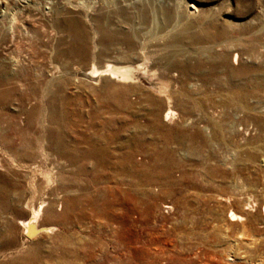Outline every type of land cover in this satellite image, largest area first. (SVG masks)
<instances>
[{
	"label": "rangeland",
	"instance_id": "374dc122",
	"mask_svg": "<svg viewBox=\"0 0 264 264\" xmlns=\"http://www.w3.org/2000/svg\"><path fill=\"white\" fill-rule=\"evenodd\" d=\"M7 1L0 264H264V0Z\"/></svg>",
	"mask_w": 264,
	"mask_h": 264
},
{
	"label": "bare ground",
	"instance_id": "6f19581e",
	"mask_svg": "<svg viewBox=\"0 0 264 264\" xmlns=\"http://www.w3.org/2000/svg\"><path fill=\"white\" fill-rule=\"evenodd\" d=\"M7 1V0H6ZM32 0H9L7 2H10L12 5H13V8H9L10 11H8V13L14 11L13 9L15 8L17 11H29V10H33L34 9V5L35 4H30ZM56 1V0H55ZM57 2V1H56ZM66 2V1H65ZM48 3V2H46ZM52 3V2H50ZM54 3V2H53ZM67 4V3H66ZM70 4V3H69ZM62 7H65V5L61 4ZM68 5V4H67ZM7 6V5H6ZM40 6V5H39ZM38 6V7H39ZM38 9V8H37ZM49 9V8H48ZM51 9V7H50ZM15 10V11H16ZM14 11V12H15ZM37 12V11H36ZM46 12H48L46 10ZM184 16L186 18H190V17H194V16H197L198 15V18H201V19H205L204 15L201 13V14H198L197 12V9L196 7L192 4V3H188L185 5L184 7ZM23 13V12H22ZM25 13V12H24ZM35 13V12H34ZM43 13V12H41ZM18 14V13H17ZM16 14V16H17ZM15 15V13H14ZM9 16V15H8ZM16 16H15V19H16ZM19 16V15H18ZM28 16V15H27ZM21 17V16H20ZM22 18V17H21ZM194 19V18H193ZM19 20V19H17ZM10 22L13 21V27H14V19L11 18L9 20ZM25 21V20H24ZM20 23V22H19ZM25 23V22H24ZM17 25V24H16ZM17 28V27H16ZM13 29V28H12ZM14 31V30H13ZM20 31V30H19ZM45 31V30H44ZM43 33V32H42ZM45 35V34H44ZM195 38V36L193 37ZM218 46V45H217ZM216 46V47H217ZM223 46H225L223 44ZM219 47V46H218ZM221 48V46H220ZM218 49V48H217ZM221 50V49H220ZM19 58V57H18ZM17 59V57H16ZM14 60V59H13ZM19 60V59H18ZM17 60H14V63L16 62ZM20 61V60H19ZM18 61V62H19ZM16 62V64L18 63ZM20 63V62H19ZM18 63V65H19ZM14 65V64H13ZM17 65V66H18ZM129 65V64H128ZM16 66V65H15ZM137 72H138V68L137 67H132L131 65L130 66H118L116 64V66H114V64L112 65V63H106L104 66L102 67H99V66H96V65H93V67L87 71H85L84 73H82V76L87 79L88 81H90L91 83L95 84V85H98L100 83L101 80H103V78L105 76L109 77V79H112L114 81H131L132 83H136L134 80L136 79L137 80ZM146 73V72H145ZM147 75V74H146ZM149 76V75H147ZM139 78V77H138ZM151 87L152 89L158 91L159 93L161 92L160 91V86L155 83V82H151ZM165 89V88H164ZM162 90V89H161ZM161 94V93H160ZM163 95V94H161ZM169 99V98H168ZM171 100V99H170ZM169 101V100H168ZM172 111L171 110H168L166 111V113L164 114V119H166L167 117H170L169 114L171 113ZM173 113V112H172ZM171 119V117H170ZM170 123V121H169ZM50 134V133H49ZM51 139V138H50ZM50 146V145H49ZM50 149V148H49ZM94 151L91 152L90 154L94 156L93 153H96V152H103L102 150L100 149H93ZM45 152V151H44ZM42 152V153H44ZM51 153V152H50ZM49 153V154H50ZM46 154V153H45ZM38 155V154H37ZM101 155V154H100ZM48 156V155H47ZM46 156V157H47ZM51 156V155H50ZM40 157V156H39ZM45 158V157H44ZM49 158V157H48ZM47 158V159H48ZM37 159V158H36ZM61 160V159H60ZM62 162V161H61ZM34 164V163H33ZM118 166V165H117ZM120 166V165H119ZM33 168V167H32ZM60 206L62 207V204H60ZM39 208L38 210H34L33 211V215L31 217V219H29L28 221H22L21 223V227H22V230H21V236L25 240H30V239H33L36 237V235L38 233H40L41 231L42 232H50L52 230L51 226L50 227H47L43 224H39L38 223V215H39ZM86 214V213H85ZM230 217H237L234 213L230 212ZM236 219V218H235ZM40 220V219H39ZM71 230V229H70ZM54 232V230H53ZM52 233V232H50ZM38 237V236H37ZM23 240V239H22ZM81 245V244H80ZM23 246V245H22ZM78 247V246H77ZM20 250V248H19ZM83 250V249H82ZM79 252V251H78ZM77 253V252H76ZM76 257V256H75ZM76 260V259H75Z\"/></svg>",
	"mask_w": 264,
	"mask_h": 264
}]
</instances>
